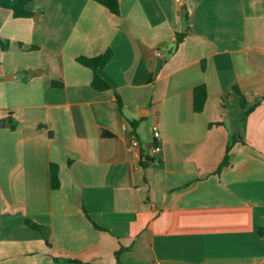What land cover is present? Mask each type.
<instances>
[{
	"label": "crops",
	"instance_id": "crops-1",
	"mask_svg": "<svg viewBox=\"0 0 264 264\" xmlns=\"http://www.w3.org/2000/svg\"><path fill=\"white\" fill-rule=\"evenodd\" d=\"M119 3L0 6V264H264V0Z\"/></svg>",
	"mask_w": 264,
	"mask_h": 264
},
{
	"label": "trees",
	"instance_id": "trees-1",
	"mask_svg": "<svg viewBox=\"0 0 264 264\" xmlns=\"http://www.w3.org/2000/svg\"><path fill=\"white\" fill-rule=\"evenodd\" d=\"M34 0H0V6L11 10L13 17L20 19V18H30L32 17L33 13L29 9V5ZM115 16L121 15L120 3L119 0H93ZM183 36L178 35L179 42L182 40ZM9 47L8 42L3 41L0 38V48L2 50H7ZM113 52L112 50H107L104 54L95 57V58H78L77 61L84 67L90 69L92 71V87L98 91H106L109 90L111 87L110 85L100 76L99 70L103 69L112 59ZM194 111L196 113H201L206 105L207 98H208V91L205 85H200L194 89ZM117 102L119 107L122 108L123 104L121 99L117 97ZM244 105V100H243ZM249 114V111L247 112ZM133 127H136L135 123H132ZM104 136H110L109 133L104 132ZM236 142V138L232 136L231 143L227 147V153L225 159L221 165V167L226 166L229 163V152L231 150L232 145ZM50 186L52 190H57L60 187V180H59V168L57 165L52 164L50 167ZM30 224V223H29ZM36 227V226H34ZM258 233L264 237V228H260ZM119 253H117L118 256ZM73 262V261H72ZM79 263L80 262H74Z\"/></svg>",
	"mask_w": 264,
	"mask_h": 264
},
{
	"label": "built area",
	"instance_id": "built-area-1",
	"mask_svg": "<svg viewBox=\"0 0 264 264\" xmlns=\"http://www.w3.org/2000/svg\"><path fill=\"white\" fill-rule=\"evenodd\" d=\"M178 2H182V0H177ZM152 135H153V139H154V145L152 148V154L153 155H157L161 152L162 149V135H161V131L159 129L158 125H154L152 127ZM131 146L134 149L139 148L140 144L138 140H133Z\"/></svg>",
	"mask_w": 264,
	"mask_h": 264
},
{
	"label": "water",
	"instance_id": "water-1",
	"mask_svg": "<svg viewBox=\"0 0 264 264\" xmlns=\"http://www.w3.org/2000/svg\"><path fill=\"white\" fill-rule=\"evenodd\" d=\"M4 122H5V124L10 125V123H11V118H7V119H5Z\"/></svg>",
	"mask_w": 264,
	"mask_h": 264
}]
</instances>
